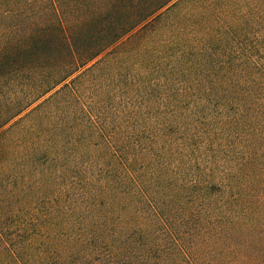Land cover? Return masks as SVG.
<instances>
[{"label": "trees", "instance_id": "trees-1", "mask_svg": "<svg viewBox=\"0 0 264 264\" xmlns=\"http://www.w3.org/2000/svg\"><path fill=\"white\" fill-rule=\"evenodd\" d=\"M0 264H264V0H0Z\"/></svg>", "mask_w": 264, "mask_h": 264}]
</instances>
